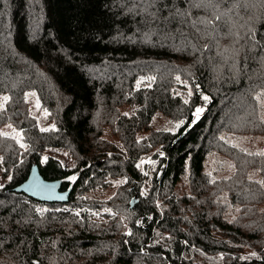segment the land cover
I'll return each mask as SVG.
<instances>
[{"label":"trees","instance_id":"1","mask_svg":"<svg viewBox=\"0 0 264 264\" xmlns=\"http://www.w3.org/2000/svg\"><path fill=\"white\" fill-rule=\"evenodd\" d=\"M191 2L0 0V264H264V8Z\"/></svg>","mask_w":264,"mask_h":264},{"label":"rangeland","instance_id":"2","mask_svg":"<svg viewBox=\"0 0 264 264\" xmlns=\"http://www.w3.org/2000/svg\"><path fill=\"white\" fill-rule=\"evenodd\" d=\"M25 93H26V99L28 101V105L30 109L29 111L37 118L38 125L41 128H48L52 126L53 125L52 122L49 121L46 116L47 110L40 105V100L38 98V94L36 90L33 88H28L25 90ZM5 96L6 94H0V108L3 107L5 104L4 103L5 101L3 99ZM167 118L168 117L160 116L158 120L161 123V125H163L164 127L173 129L176 126V122L171 121L170 119H167ZM0 130L3 132H10L16 137L20 136L18 129L11 123H4L0 125ZM236 135L239 137V139L245 140L246 143L248 144L249 139H250L249 137H244V134L242 136H239L238 134ZM246 139H248V141ZM47 154L56 155L66 165L73 164L72 154L65 148H62V149L61 148H49V149H46L45 152L43 153V155H47ZM240 176H242V172H240Z\"/></svg>","mask_w":264,"mask_h":264},{"label":"water","instance_id":"3","mask_svg":"<svg viewBox=\"0 0 264 264\" xmlns=\"http://www.w3.org/2000/svg\"><path fill=\"white\" fill-rule=\"evenodd\" d=\"M60 179H45L38 170L37 164H33L30 168L29 175L16 189L37 197L41 200H65L69 190H60ZM133 201V197L131 198Z\"/></svg>","mask_w":264,"mask_h":264},{"label":"snow or ice","instance_id":"4","mask_svg":"<svg viewBox=\"0 0 264 264\" xmlns=\"http://www.w3.org/2000/svg\"><path fill=\"white\" fill-rule=\"evenodd\" d=\"M222 2H223V0H192L191 7L216 9V14H214V20L201 21L202 23L211 24V23H214V21H220L222 18V15L226 16L228 11H231V9H229L223 13H220L219 8H220V4ZM242 2L244 4V6L247 8L249 6L251 0H242ZM240 3H241V0H236V2L233 4V7L234 8L239 7ZM257 3L259 4L260 7L264 8V0H255V2H251V6L255 7ZM180 14H185V13H180ZM187 14H190V13H187ZM229 31H231V29ZM236 35H238V33ZM177 79H179V78H177ZM3 99L6 102L9 99V97L5 96ZM204 99L207 100L208 97H204ZM197 111L199 113V112H202L203 109H198ZM260 154L264 155V153H260Z\"/></svg>","mask_w":264,"mask_h":264}]
</instances>
